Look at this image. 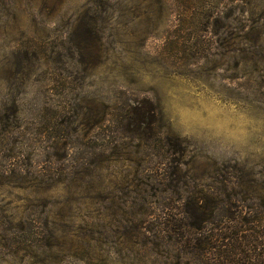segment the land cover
I'll return each instance as SVG.
<instances>
[{
    "label": "rangeland",
    "instance_id": "1",
    "mask_svg": "<svg viewBox=\"0 0 264 264\" xmlns=\"http://www.w3.org/2000/svg\"><path fill=\"white\" fill-rule=\"evenodd\" d=\"M0 264H264V0H0Z\"/></svg>",
    "mask_w": 264,
    "mask_h": 264
},
{
    "label": "trees",
    "instance_id": "2",
    "mask_svg": "<svg viewBox=\"0 0 264 264\" xmlns=\"http://www.w3.org/2000/svg\"><path fill=\"white\" fill-rule=\"evenodd\" d=\"M230 220L233 221V218L230 219ZM193 227L199 229L197 226H193ZM218 237H219V236H218ZM195 240L197 241V239H194V241H195ZM216 240H217V239H216ZM205 242H206L207 244H209V246H211V245H210L211 243H210L209 240H206ZM195 243H196V242H195ZM195 243H194V244H195ZM209 248H215V247H209Z\"/></svg>",
    "mask_w": 264,
    "mask_h": 264
}]
</instances>
